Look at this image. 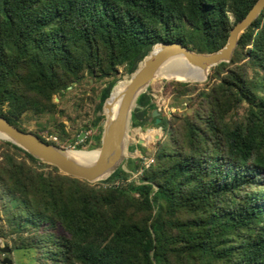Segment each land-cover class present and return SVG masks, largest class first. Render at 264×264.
I'll use <instances>...</instances> for the list:
<instances>
[{"label": "trees", "instance_id": "obj_1", "mask_svg": "<svg viewBox=\"0 0 264 264\" xmlns=\"http://www.w3.org/2000/svg\"><path fill=\"white\" fill-rule=\"evenodd\" d=\"M254 1L0 0V116L18 127L26 111L53 110L51 97L85 74H131L158 42L215 51ZM210 75L191 116L159 112L172 146L156 148L138 184L122 164L94 184L54 166L44 173L47 164L0 140V195L17 202L0 237L21 223L34 229L9 251L34 250L30 264H264V9ZM155 109L147 88L131 125L153 122Z\"/></svg>", "mask_w": 264, "mask_h": 264}, {"label": "water", "instance_id": "obj_2", "mask_svg": "<svg viewBox=\"0 0 264 264\" xmlns=\"http://www.w3.org/2000/svg\"><path fill=\"white\" fill-rule=\"evenodd\" d=\"M264 9V0H255L244 17L232 25L222 47L212 52H196L180 42L155 43L151 50L137 64L136 69L125 80V84L117 91L112 86L108 98L103 104L104 122L102 125L99 146L87 152L95 151L94 156H78L74 152L80 149H68L41 140L33 133L23 131L0 116V140L7 141L22 149L36 160L56 167L63 175L71 176L89 183L107 178L123 160V149L127 147L124 138L131 123V111L136 106L138 97L147 91L150 83L158 78L160 71L167 66L175 74L168 80L178 82H200L206 79L212 67L219 63L230 61L237 40L245 29L257 18ZM198 70L204 76L198 78ZM76 82H72L75 84ZM118 101L114 108V103ZM158 110L151 112L155 116L154 123L158 124ZM162 126L158 125V138ZM143 143L142 139L138 140ZM126 146V147H125ZM151 147V144H150ZM3 257L1 264H12L7 256L9 248L0 246Z\"/></svg>", "mask_w": 264, "mask_h": 264}, {"label": "rangeland", "instance_id": "obj_3", "mask_svg": "<svg viewBox=\"0 0 264 264\" xmlns=\"http://www.w3.org/2000/svg\"><path fill=\"white\" fill-rule=\"evenodd\" d=\"M236 16V13L230 12L229 22L233 23L236 20ZM210 74L211 71L207 74L206 79L200 82H184L189 84L186 87L174 83L177 81L158 77L150 83L148 93L153 98L156 109L164 118L169 119L172 114L181 117L191 116L197 107L199 98L197 94L200 90L209 88L215 80ZM129 75L124 72L122 66H119L116 73L108 77H91L85 74L79 82L68 86L65 90L51 97V101L55 104L53 110H41V107L38 106L33 111L24 112L19 117V120H17V125L20 129L33 133L49 143L70 150L75 149L74 146L80 143L82 144L80 150L95 149L98 147V144L94 141L93 136L98 132L99 127L102 129L104 117L98 122H95L94 118L102 114L101 111L97 110V106L103 99H106L104 97V89L110 82L115 81L114 84H117L120 80L128 79ZM184 90L186 92H183ZM158 125H161L160 121L158 124L150 121L147 125L141 127H133L130 123L124 140L126 142L125 145H127L123 149L124 160L122 167L124 170L134 174L138 169L136 168L137 164L141 163L143 158H151L152 162L150 164H155L154 153L156 148L168 149L172 146L170 135L165 129L159 132V139H152L150 143L151 147L150 144L144 142L143 134L149 129L158 130ZM139 139H142L143 143H139ZM136 145H139L138 149ZM91 146L94 147L90 148ZM129 158L132 160L131 171L127 167V160ZM50 166L48 164L46 166H38L37 169L47 173L52 171ZM127 181H131L133 184H138L139 182L132 177H129ZM129 194L133 198H139L136 193L130 192ZM2 204H4V207ZM15 204L17 202L13 199L0 195V234L2 230L6 229L7 223L5 218L10 209L14 208ZM133 213L135 218H140V211L138 209L134 208ZM16 229L17 232L15 231V233L9 236L3 235V237H0V246L5 245L9 248L14 241L17 242L24 236V231L28 230L26 231V235L34 231L31 226L23 223ZM18 229L21 230L20 233H18ZM20 250L13 249L12 252L9 251L7 254L12 260V264H30L34 256V250L30 248L24 251ZM0 256L3 257V254L0 253Z\"/></svg>", "mask_w": 264, "mask_h": 264}, {"label": "bare ground", "instance_id": "obj_4", "mask_svg": "<svg viewBox=\"0 0 264 264\" xmlns=\"http://www.w3.org/2000/svg\"><path fill=\"white\" fill-rule=\"evenodd\" d=\"M190 49V48H189ZM148 51V50H147ZM173 74H175L174 70H171L169 69L167 66H165L161 71H160V74H159V78H164V79H168L169 76H172ZM198 78H201L204 76V72L201 71V70H198ZM126 80V79H125ZM125 80H120L116 85H115V88H114V91H117L121 88V86L123 84H125ZM118 104V101H116L113 105V107L117 106ZM114 107V108H115ZM158 133V131L156 132ZM126 137V136H125ZM125 140V138H124ZM76 155L78 156H86V157H89V156H94V154L96 153L95 151H92V152H87V151H84V150H81L79 152H74Z\"/></svg>", "mask_w": 264, "mask_h": 264}, {"label": "built area", "instance_id": "obj_5", "mask_svg": "<svg viewBox=\"0 0 264 264\" xmlns=\"http://www.w3.org/2000/svg\"><path fill=\"white\" fill-rule=\"evenodd\" d=\"M152 162L151 158H143V161H141L140 163V167H138V169L135 171L134 174L130 173L129 177L134 178L135 180H138L139 176L141 175V172L144 168H146L150 163ZM1 256H0V260H1ZM1 264V263H0Z\"/></svg>", "mask_w": 264, "mask_h": 264}]
</instances>
